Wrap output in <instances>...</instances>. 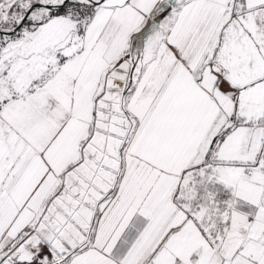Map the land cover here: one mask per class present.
<instances>
[{
	"label": "snow or ice",
	"instance_id": "snow-or-ice-1",
	"mask_svg": "<svg viewBox=\"0 0 264 264\" xmlns=\"http://www.w3.org/2000/svg\"><path fill=\"white\" fill-rule=\"evenodd\" d=\"M0 264H264V0H0Z\"/></svg>",
	"mask_w": 264,
	"mask_h": 264
}]
</instances>
